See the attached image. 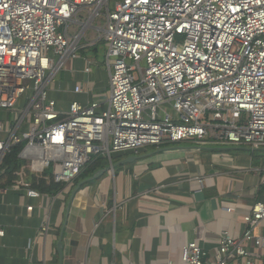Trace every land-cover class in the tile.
Wrapping results in <instances>:
<instances>
[{
  "label": "built area",
  "instance_id": "2783aa9c",
  "mask_svg": "<svg viewBox=\"0 0 264 264\" xmlns=\"http://www.w3.org/2000/svg\"><path fill=\"white\" fill-rule=\"evenodd\" d=\"M109 3L0 0V112L8 113L0 122V175L6 154L21 144L19 157L33 174L54 170L60 194L97 158L112 167L117 154L206 140L264 148V0ZM89 8L92 21L104 20L100 41L110 93L92 98L90 81L87 87L77 84L74 93L88 102L64 109L50 97V86L69 60H79L80 36L69 29ZM83 60L89 77L98 63ZM9 190L43 196L22 184ZM243 221L241 236L221 234L215 258L191 242L183 247L181 264H258L264 195ZM49 229L47 219L41 234Z\"/></svg>",
  "mask_w": 264,
  "mask_h": 264
},
{
  "label": "crops",
  "instance_id": "0c3cea01",
  "mask_svg": "<svg viewBox=\"0 0 264 264\" xmlns=\"http://www.w3.org/2000/svg\"><path fill=\"white\" fill-rule=\"evenodd\" d=\"M91 13V8L81 11L69 29L80 36L82 49L79 60H69L59 73L58 92L67 99L60 100L61 107L88 102V96L74 93L77 84L87 87L92 77L84 73L83 59L98 63L92 98L107 90L99 76V59L106 55L100 41L104 20L92 21ZM129 156L113 159V165ZM137 156L144 157L115 170L107 160L110 170L77 193L76 185L63 194L32 199L24 191L2 189L0 264H181L183 247L191 242L215 258L221 234L241 236L244 216L264 195V148L190 141ZM30 206L34 212L29 215ZM47 219L50 229L43 236ZM256 253L254 259L264 264V248Z\"/></svg>",
  "mask_w": 264,
  "mask_h": 264
},
{
  "label": "trees",
  "instance_id": "16d2710c",
  "mask_svg": "<svg viewBox=\"0 0 264 264\" xmlns=\"http://www.w3.org/2000/svg\"><path fill=\"white\" fill-rule=\"evenodd\" d=\"M84 53V51H82ZM180 144H166L160 149L177 148ZM23 144L12 147L11 151L3 159L4 173L0 175V189H7L16 184H22L25 188H31L45 195H57L62 186L54 183V170L48 169L42 174H33L26 162L19 157ZM158 148H150L146 151H156ZM128 154H117L113 159H122ZM108 162L105 158L93 159L89 163L74 186L81 181L93 176L97 171L105 169Z\"/></svg>",
  "mask_w": 264,
  "mask_h": 264
},
{
  "label": "rangeland",
  "instance_id": "374dc122",
  "mask_svg": "<svg viewBox=\"0 0 264 264\" xmlns=\"http://www.w3.org/2000/svg\"><path fill=\"white\" fill-rule=\"evenodd\" d=\"M118 1H120V0H110V3H109L110 4V7L111 8H114L115 3L118 2ZM91 10L93 11L94 8H91ZM99 24H100L99 21H97L96 24H95V26H98L99 27L100 26ZM99 60L100 61H103L102 62L103 63V69L101 71H104L103 74H101V71H100V75L99 76H100V78L103 77L102 79L106 82V85H107V90L104 93H102V94L100 93L99 96H100V98H105L110 93V89L108 88V86H109V84H108L109 75L107 73L108 72L107 71V67L104 66V64H106V59L104 58V59H99ZM91 76L92 77H90V82L91 83H95L96 82V81H94L95 72L92 73ZM59 77H61V76L60 75L57 76L56 81L53 84H51V86H50V89L53 90L52 92H50V97L56 99L58 102L60 100H66L67 101V99H65L64 93H59L58 92V91L61 90V85H59L58 83H56L57 81L60 80ZM97 88H101V85L98 84V87ZM59 103L62 104V101H60ZM21 108H23V105L20 107V109ZM63 108L64 109L68 108V104L66 103L65 105H63ZM7 119H8V113H6V112H0V122H4ZM11 121H13V118H11Z\"/></svg>",
  "mask_w": 264,
  "mask_h": 264
},
{
  "label": "water",
  "instance_id": "95a60500",
  "mask_svg": "<svg viewBox=\"0 0 264 264\" xmlns=\"http://www.w3.org/2000/svg\"><path fill=\"white\" fill-rule=\"evenodd\" d=\"M144 157V156H142ZM141 156H129L128 158L114 164L112 167L113 169H117L118 167L121 166H125V165H129L132 164L134 161L139 160L142 158ZM108 170H110V167L107 169H101L99 171H97L93 176L89 177L88 179H85L83 181H81L76 189H75V193H77L83 186H85L86 184L92 183L98 179H100ZM62 246H63V241L61 240L58 244V250H59V254L62 256Z\"/></svg>",
  "mask_w": 264,
  "mask_h": 264
}]
</instances>
